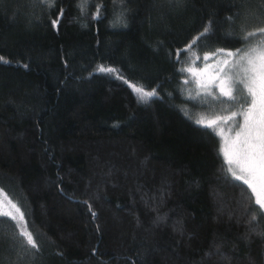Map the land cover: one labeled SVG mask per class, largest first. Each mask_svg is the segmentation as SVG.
Returning <instances> with one entry per match:
<instances>
[{
    "label": "trees",
    "instance_id": "obj_1",
    "mask_svg": "<svg viewBox=\"0 0 264 264\" xmlns=\"http://www.w3.org/2000/svg\"><path fill=\"white\" fill-rule=\"evenodd\" d=\"M262 26L264 0H0V201L38 246L0 217V264H264V210L181 71Z\"/></svg>",
    "mask_w": 264,
    "mask_h": 264
},
{
    "label": "snow or ice",
    "instance_id": "obj_2",
    "mask_svg": "<svg viewBox=\"0 0 264 264\" xmlns=\"http://www.w3.org/2000/svg\"><path fill=\"white\" fill-rule=\"evenodd\" d=\"M46 2L51 6L55 0H46ZM54 23H58V21H54ZM252 36L261 38L246 51L224 52L223 49H220L215 53L205 54L203 60L206 62L213 56L220 57L221 54L222 59H217L213 64L205 63L199 70L187 67L181 71L190 73L203 94L217 99L212 92V88L215 87L219 90L220 96L226 97L227 101L234 102V105L240 109L232 111L228 115H218L215 119L207 122L198 120L197 123L216 131L215 126L221 121L227 124L229 121H235L237 116L242 117V123L235 133L234 139L229 141L225 138L224 155L230 166L235 165V168H229L231 176L247 186L245 191L249 193L250 198L254 197V205H258L257 211H260L264 210V26L255 32H245L242 39L246 44H252V41L249 40V37ZM191 47L192 45H189L188 49ZM193 54L195 55V53ZM0 62H3V57H0ZM209 69H213V71L208 73ZM99 70L114 71L110 68H100ZM206 73L207 75H205ZM187 82L185 80V83ZM236 85L241 87L237 89ZM135 91L140 94L141 99L156 95L154 91H146L141 87H135ZM241 96L244 97L243 104L239 103ZM223 132L224 129L220 128L217 134L222 135ZM16 214H19V221L23 222L18 233L19 236L24 237L21 240V246L25 250H28L29 245L32 249H37L38 246L33 235L27 231V222L24 220V214L20 208L11 200H7L6 203L0 201V217H9L12 221H17ZM261 216H264V211L261 212Z\"/></svg>",
    "mask_w": 264,
    "mask_h": 264
},
{
    "label": "rangeland",
    "instance_id": "obj_3",
    "mask_svg": "<svg viewBox=\"0 0 264 264\" xmlns=\"http://www.w3.org/2000/svg\"><path fill=\"white\" fill-rule=\"evenodd\" d=\"M220 50V49H218ZM218 50H214L212 52H207V53H197L192 47L191 49H188L187 51L184 52V56L185 59L182 61V69L187 68V67H194L195 69L199 70L202 69L205 63L208 64H213L217 59H222L223 56L221 54L220 57L217 56H213L211 60L209 61H204L203 57L205 54H212L217 52ZM224 52H228L231 50H225L223 49ZM247 49H245L244 51H246ZM238 50H234L232 52H237ZM241 52H243L242 50H240ZM195 53V55L193 54ZM196 57H199V59H196ZM213 71V69H209L208 73H211ZM184 73V78L185 80H187L188 82L185 83V89L187 90V94L189 95V97L192 99H195L198 101L197 105H199V108L195 107H187L186 106V111L192 115V117L194 116L197 120H204L205 122L215 119L216 116L220 115H228L230 114L232 111H239L240 109L238 107H236L234 105V102L232 101H227L226 97H222L219 94V90L215 87L212 88V92L213 94L217 97V99H213L212 96H207L205 94H203L202 90L199 89L197 87V85L194 82V78L190 75V73L182 71ZM207 75V73L205 74ZM237 89H239L241 86L240 85H236ZM200 93V94H198ZM239 100L240 104H243V99L244 97L241 96ZM221 101H223V103H221ZM246 107V105H244ZM240 123H242V117L237 116L235 121H229L227 124H224L222 121L217 124L216 127V131L218 132V130L220 128L224 129L223 134L221 135L222 137V143H223V154H224V148H225V138H227L229 141H231L232 139H234L235 137V133L239 130V125ZM225 160L227 162V157L224 155ZM227 165L228 162H227ZM229 167L235 168V165H229ZM17 217H19V214H16Z\"/></svg>",
    "mask_w": 264,
    "mask_h": 264
}]
</instances>
